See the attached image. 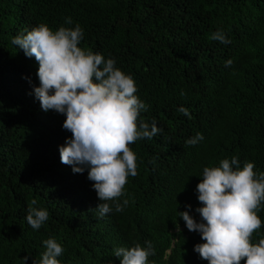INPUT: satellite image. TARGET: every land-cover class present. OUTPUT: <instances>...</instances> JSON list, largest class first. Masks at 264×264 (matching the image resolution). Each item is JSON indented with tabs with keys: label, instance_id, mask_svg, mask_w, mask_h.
I'll return each instance as SVG.
<instances>
[{
	"label": "trees",
	"instance_id": "trees-1",
	"mask_svg": "<svg viewBox=\"0 0 264 264\" xmlns=\"http://www.w3.org/2000/svg\"><path fill=\"white\" fill-rule=\"evenodd\" d=\"M40 24H78V46L114 59L148 106L140 121L163 129L130 145L138 174L128 177L121 212L99 218L88 170L61 163L72 136L66 115L41 108L39 64L12 44ZM217 31L231 43L212 40ZM197 133L204 139L187 145ZM234 156L241 169L252 162L264 173V0H0V264H33L49 238L64 249L60 264H112L114 249L146 241L155 248L149 264H209L194 250L205 241L180 212L201 222L203 169ZM33 199L49 213L39 230L26 220ZM257 214L253 243L264 238V202Z\"/></svg>",
	"mask_w": 264,
	"mask_h": 264
},
{
	"label": "clouds",
	"instance_id": "clouds-1",
	"mask_svg": "<svg viewBox=\"0 0 264 264\" xmlns=\"http://www.w3.org/2000/svg\"><path fill=\"white\" fill-rule=\"evenodd\" d=\"M65 22L70 24L71 18ZM83 36L78 24L74 29L60 27L56 31L40 24L26 35L15 36L12 44L27 57H35L39 64L40 86L34 92L41 108L66 115L63 128L72 136L59 148L61 163L72 166L74 173L88 170V179L94 182L93 188L102 201L94 210L103 218L113 207L121 212L129 203L125 199L121 204L119 198L124 195L128 177L138 174L137 156L130 145L144 138L152 139L163 129L155 121L151 129L148 123L140 121L141 111H147L148 106L137 97L134 79L115 67L114 59L105 60L102 54L79 47ZM211 39L231 43L222 31L213 33ZM232 63L229 59L225 66ZM177 111L191 119L187 108L181 106ZM203 139L197 133L186 144L195 146ZM233 165L237 166L235 170ZM254 167V163L246 162L241 169L235 156L231 161L223 159L218 167H205L196 189L203 205L196 209L201 222L189 211L180 212L187 229L198 231L205 241L194 250L209 264H264V238L252 242L253 234L261 228L257 212L264 202V173L257 175ZM36 204L33 199L26 220L39 230L49 213L33 207ZM176 227L181 231L179 224ZM43 244L46 251L33 264H60L57 257L64 252L61 244L54 238L44 240ZM146 245L114 249L112 264H149L155 248L151 241H146ZM170 252L167 249L164 257ZM24 259L27 262L28 257Z\"/></svg>",
	"mask_w": 264,
	"mask_h": 264
}]
</instances>
